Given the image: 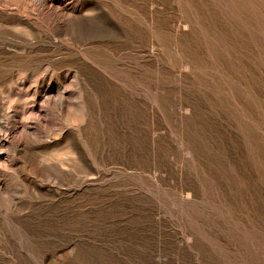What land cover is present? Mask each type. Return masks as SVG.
Listing matches in <instances>:
<instances>
[{"label": "rangeland", "instance_id": "374dc122", "mask_svg": "<svg viewBox=\"0 0 264 264\" xmlns=\"http://www.w3.org/2000/svg\"><path fill=\"white\" fill-rule=\"evenodd\" d=\"M0 264H264V0H0Z\"/></svg>", "mask_w": 264, "mask_h": 264}]
</instances>
